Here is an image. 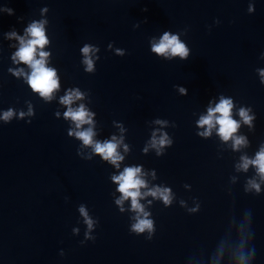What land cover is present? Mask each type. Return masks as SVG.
Wrapping results in <instances>:
<instances>
[{
  "label": "water",
  "instance_id": "1",
  "mask_svg": "<svg viewBox=\"0 0 264 264\" xmlns=\"http://www.w3.org/2000/svg\"><path fill=\"white\" fill-rule=\"evenodd\" d=\"M33 21H47L49 43L40 50L50 53L47 66L57 70L60 84L50 101L9 71H31L14 62L20 43L6 34L30 38L25 29ZM165 31L180 35L187 60L151 51L150 41ZM85 44L99 49L92 53L94 73L82 62ZM262 54L264 0H0V117L10 108L16 112L10 122L0 119V264H208L230 225L246 213L254 264H264V192L244 191L254 169L236 171L240 156L254 157L264 143ZM68 89L83 94L73 108L83 104L93 113V125L84 128L93 127L94 140H122L119 168L69 135L75 123L64 118L67 107L60 103ZM221 96L233 100L234 119L241 107L256 117L253 128L241 122L237 135L246 136L249 147L239 152L216 128L198 135L206 130L198 120ZM153 133L171 141L162 155L150 146ZM127 166L142 168V194L171 189V206L140 199L154 222L151 240L148 231H131L137 215L131 198L116 203L122 194L112 176ZM181 200L188 207L198 201L200 211L189 213ZM80 205L94 222V240H85Z\"/></svg>",
  "mask_w": 264,
  "mask_h": 264
},
{
  "label": "clouds",
  "instance_id": "2",
  "mask_svg": "<svg viewBox=\"0 0 264 264\" xmlns=\"http://www.w3.org/2000/svg\"><path fill=\"white\" fill-rule=\"evenodd\" d=\"M9 14H13L12 9H6ZM42 13L47 12V8H43ZM147 11V9H145ZM248 11L250 13L255 12L254 4H250ZM47 21H33L25 29L27 37L19 36L16 32H10L6 35L9 38H16L19 40L20 47L13 55V60L16 63H24L30 68V73H25L23 69L14 70L9 69L16 76H24L27 84L30 86L33 92L39 93V95L46 100L50 101L53 97V93L59 89L60 84L57 78V70L47 66V58L50 53L42 51L46 44L49 43L47 36L45 35V24ZM219 23V21H217ZM151 51L158 56H163L168 59L172 57H180L182 60H187L189 57V49L184 42L181 41L179 34H173L171 31H165L159 41L155 39L150 41ZM112 44H109L111 49ZM39 50V51H38ZM99 51L98 48L92 45L85 44L81 48L84 59L83 64L86 65L85 71L94 73L96 71L95 64L92 59V53ZM118 55L123 56L124 53L120 49L116 50ZM37 56L39 58H37ZM264 59V54L261 56ZM99 59V57H97ZM261 76V83L264 84V69H257ZM180 91L183 94H187V90L181 88ZM83 94L79 89H68L66 94L60 97V103L67 107L64 112V118L71 120L75 123V130H70L69 135H74L77 139L83 142V146L90 147L93 153L101 156L103 160L109 161L115 165L116 168L120 167V162L124 159L119 154L118 148L122 140H118L116 136H112L109 140L103 142L94 140L96 135L93 127L84 128V125H93L92 115L83 104L76 108L72 105L76 100L82 99ZM233 100L231 98H225L221 96L215 107L209 106L207 109V115H202L197 124L200 128H205L204 132L198 133V135L207 137L212 134V130L216 128L217 134L222 141H232L233 151L239 152L241 148L249 147V141L244 135H237L238 130L241 127V122L253 128L252 121L256 118L249 115L251 108L241 107L238 110L239 120L233 118ZM16 115L14 109H8L4 111L3 119L5 122H10ZM28 115H33L31 106L29 107ZM59 117V112L55 113ZM25 113L21 111L19 118L23 119ZM31 123V121H29ZM155 123L163 124L164 121L156 120ZM217 125L219 126L217 128ZM254 130V129H253ZM123 131V129H122ZM171 144L167 134L164 133L159 138L153 133L150 141V146L157 149V155H162L161 149ZM127 150V145H125ZM147 152V148L144 149ZM250 169L255 170V174L246 179L244 184L245 193L260 195L264 192V143L259 147V150L255 153L254 157H250L247 154L240 156V163L236 165V171L248 173ZM142 168L139 166H127L123 172L119 175H113L112 180L118 184V191L122 194L120 199L116 200L118 205H122L124 200L131 198V210L136 212V222L132 224L131 231L136 234L144 233L148 231L150 235L147 239H152V233L155 232L154 222L148 217L151 215L145 211L144 205L140 203V199L145 196H152L154 198L162 199L166 206L172 204V193L170 188L155 187L149 189L145 193H141L142 187H147L146 181L140 178ZM231 182L235 184L237 177L232 176ZM185 187H190L185 185ZM151 203V201H149ZM195 207H188L187 202L180 201V205L187 209L189 213H197L200 211V203L195 201ZM79 212L84 218V222L88 226V230L85 232V240H94L95 237L91 236L90 230L94 227L93 220L89 217L88 211L84 205L79 206ZM121 211L123 208L121 207ZM75 233L79 232V229H73ZM233 233L235 238L233 239ZM254 233L251 227V216L246 213L244 219L240 223H233L230 225L229 233L227 237L217 246L214 253L209 257L208 264H254L256 259V249L254 245ZM83 243V242H82ZM63 255V252H61Z\"/></svg>",
  "mask_w": 264,
  "mask_h": 264
}]
</instances>
